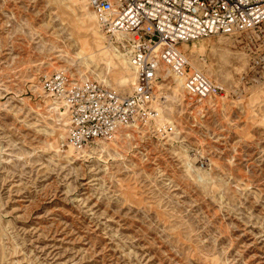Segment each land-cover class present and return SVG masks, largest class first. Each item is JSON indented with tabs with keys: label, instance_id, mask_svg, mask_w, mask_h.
<instances>
[{
	"label": "rangeland",
	"instance_id": "rangeland-1",
	"mask_svg": "<svg viewBox=\"0 0 264 264\" xmlns=\"http://www.w3.org/2000/svg\"><path fill=\"white\" fill-rule=\"evenodd\" d=\"M82 19L68 0H0V264H264V25L179 45L227 88L202 113L160 76L168 130L59 151L69 111L44 77L135 91L79 55Z\"/></svg>",
	"mask_w": 264,
	"mask_h": 264
},
{
	"label": "built area",
	"instance_id": "built-area-1",
	"mask_svg": "<svg viewBox=\"0 0 264 264\" xmlns=\"http://www.w3.org/2000/svg\"><path fill=\"white\" fill-rule=\"evenodd\" d=\"M102 28L122 32L132 49L137 88L123 96L109 86L88 81L72 84L64 72L44 77L43 88L69 103V143L82 149L108 138L119 126L144 122L151 107L161 62L186 72V88L197 98L222 95L227 89L193 70L178 50L183 42L218 34L255 31L264 25V0H88Z\"/></svg>",
	"mask_w": 264,
	"mask_h": 264
},
{
	"label": "bare ground",
	"instance_id": "bare-ground-1",
	"mask_svg": "<svg viewBox=\"0 0 264 264\" xmlns=\"http://www.w3.org/2000/svg\"><path fill=\"white\" fill-rule=\"evenodd\" d=\"M68 1H69L70 6L72 7L73 11H75L77 8L81 11V13H83V19H82L80 25L83 29H85L86 34L83 37H80L82 49H81V52L79 53V55L82 58L87 57V58H92L91 60H93L95 58L96 54H98V53L102 54L103 58L101 60L104 62V64L106 65V67L108 69L112 68V67L118 68V66L122 67L123 72L121 74H119L120 78H121V80L119 81L120 85H124L126 83H131L134 90H135L137 88L138 78H137V71L131 62V54L133 51L129 47L128 43L126 42V40L129 38V35L122 33V32H115L114 34H112L115 36L114 39L108 38L106 36V34H104L101 31L100 28L102 26L98 20L97 15L95 14V12L92 10L91 7L90 8L92 11L90 10V8H89L90 4H88L89 3L88 0H68ZM97 20H98L100 25L97 24ZM218 35H220V34H218ZM199 39H201V38H199ZM115 40H116V43L121 45V49L127 51L128 53L120 50V48H118V46L115 44ZM196 40H198V39H196ZM106 41L108 42V45H106V43H107ZM193 41H195V40H193ZM184 43H187V42H183L181 44H184ZM178 50L181 52L182 55L184 54L181 51L180 46H178ZM183 56L189 62V65H191L187 56L185 54ZM191 67H192V71L193 70L201 71L197 68H194L192 65H191ZM133 69H134L135 73H134ZM58 72H64L69 77L67 71H58ZM58 72H56V73H58ZM201 72H203V71H201ZM205 75L208 77L207 74H205ZM50 76L51 75H47V77H50ZM160 76H161V80H163V81L171 79V81L173 82V85H174V87H173L174 93L178 94L184 90L187 93H189L187 88H186L187 76H188L186 74V72H182V73L178 72L177 73L172 66H170L169 64H166L164 62H161L159 65L158 79ZM100 78H101L100 80H104L105 82L108 81L105 75H102ZM69 79L71 80L72 84H75V83L83 84L82 82H79V81H73L70 77H69ZM208 79L213 81L209 77H208ZM158 83H159V81L157 80L153 100L151 102V107L156 111L155 114H151L153 116L147 118V120H145L144 122H138V120H137L133 123L119 126L117 128V130L112 135H110L108 138H98L95 140V142L102 140V139H109L111 142H114L115 138L113 139V137H116V135H117L115 133L123 132L125 130V134L128 135V132L126 129H128L129 127H132L133 124L138 123L139 127L146 128L148 126L149 121H152V120L156 121L159 131H160V129H163V128H165V130H168L170 128V126L167 122V118L165 117L164 109L160 106V103L163 105L165 103L166 99H165L164 95L162 96L163 98L161 97L163 92H160V90H158ZM221 86L224 87L223 85H221ZM159 87H160V85H159ZM110 88H112L117 93H119L113 87H110ZM224 88L227 89L226 87H224ZM42 89H43V85H42ZM158 91H159V93H158ZM119 94L123 95L121 93H119ZM226 94L227 93L222 94V95H217V96H208L206 98H197L192 94H191V96L195 97L199 101V103H201L200 106H198V108H197V112L202 113L203 110L205 109V106L209 105L211 103V101H212L211 98H214V99L215 98H226L227 97ZM47 95L51 96L48 93H47ZM123 96H126V95H123ZM53 99H55V98H53ZM55 100H57V99H55ZM57 101H60L64 104H66L68 111H69V103L67 101H65V100H57ZM60 114L62 117H65L67 113L62 112ZM69 119H70V115H69ZM68 125H69V129H68ZM69 130H70V122L66 120L64 123V131H63L62 135L60 136V139L56 141L57 150L62 151V149L64 147H66L67 145L70 144V143H68L69 134L67 136V132ZM107 144H108L107 142H103L102 147L106 146ZM70 145H72V144H70ZM91 147H93L92 144L87 145V146L83 147L82 149L77 148V150L79 152L87 151ZM75 149H76V147H74V150Z\"/></svg>",
	"mask_w": 264,
	"mask_h": 264
}]
</instances>
